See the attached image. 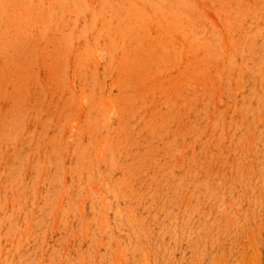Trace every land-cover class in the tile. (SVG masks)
<instances>
[{"label":"rangeland","instance_id":"1","mask_svg":"<svg viewBox=\"0 0 264 264\" xmlns=\"http://www.w3.org/2000/svg\"><path fill=\"white\" fill-rule=\"evenodd\" d=\"M0 264H264V0H0Z\"/></svg>","mask_w":264,"mask_h":264}]
</instances>
